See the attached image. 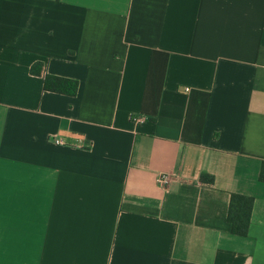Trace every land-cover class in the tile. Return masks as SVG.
Returning a JSON list of instances; mask_svg holds the SVG:
<instances>
[{"label": "crops", "instance_id": "crops-1", "mask_svg": "<svg viewBox=\"0 0 264 264\" xmlns=\"http://www.w3.org/2000/svg\"><path fill=\"white\" fill-rule=\"evenodd\" d=\"M263 166L264 0H0V264H264Z\"/></svg>", "mask_w": 264, "mask_h": 264}, {"label": "trees", "instance_id": "trees-1", "mask_svg": "<svg viewBox=\"0 0 264 264\" xmlns=\"http://www.w3.org/2000/svg\"><path fill=\"white\" fill-rule=\"evenodd\" d=\"M38 65L32 69L34 74H40L37 70ZM79 83L74 80H68L58 77L48 76L45 82V89L54 93H61L74 96L77 94ZM261 181L264 182V166L261 173ZM202 180L214 183V177L204 175ZM254 207V198L242 195H232L228 222L231 225L233 235L240 237H248L251 224V218Z\"/></svg>", "mask_w": 264, "mask_h": 264}, {"label": "built area", "instance_id": "built-area-1", "mask_svg": "<svg viewBox=\"0 0 264 264\" xmlns=\"http://www.w3.org/2000/svg\"><path fill=\"white\" fill-rule=\"evenodd\" d=\"M133 121H134V123H141V122H143V119L142 118H138V117H134L133 118ZM57 144H63L62 142H60V141H57L56 142ZM161 184L162 185H167L168 184V177L167 176H162V178H161Z\"/></svg>", "mask_w": 264, "mask_h": 264}]
</instances>
